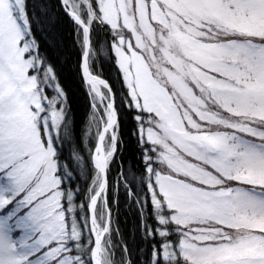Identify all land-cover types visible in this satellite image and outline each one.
I'll list each match as a JSON object with an SVG mask.
<instances>
[{
	"label": "snow or ice",
	"instance_id": "6c2138e0",
	"mask_svg": "<svg viewBox=\"0 0 264 264\" xmlns=\"http://www.w3.org/2000/svg\"><path fill=\"white\" fill-rule=\"evenodd\" d=\"M62 6L90 86L89 131L97 128L88 161L69 155L91 166L87 203L77 205L73 167L62 163L74 127L63 91L46 94L54 72L27 0H0V264H115L108 192L119 114L109 83L90 71L94 29L111 38L136 121L143 170L122 179L156 241L145 264H264V0Z\"/></svg>",
	"mask_w": 264,
	"mask_h": 264
},
{
	"label": "trees",
	"instance_id": "16d2710c",
	"mask_svg": "<svg viewBox=\"0 0 264 264\" xmlns=\"http://www.w3.org/2000/svg\"><path fill=\"white\" fill-rule=\"evenodd\" d=\"M27 8L33 19V33L39 43L40 54L53 69L54 80L64 93L65 107L69 110V119L74 127V140L71 145L64 146L65 159L62 163H70L73 167L74 187L80 190V198L77 200L79 206V203H87L86 192L90 182L87 172L91 166L85 164L82 171L81 166L76 165L74 158L69 160V155L71 151L76 150L77 154H82L85 161L90 159L89 154L87 159V154L83 152V127L91 108L87 87L81 74L82 49L75 31L76 25L65 13L59 0H27ZM110 44L111 38L104 31L93 30L92 48H95L96 56L91 57L89 66L90 69L93 66V71L108 81L116 94V108L119 114L121 143L116 154V163L112 164L109 176L108 204L114 215L111 240L114 254L117 258L124 256V264H127L129 253L134 264H145L156 241L145 238L139 206L133 202L136 197L131 198L125 191V181L122 179L123 174L129 169L134 170L139 176L143 170V163L141 148L136 136L133 135L136 121L132 118L133 113L129 112L122 102L121 97L126 89ZM133 187L135 191H141L138 181L133 182ZM144 215L147 216V212ZM125 245L128 248L127 253L123 251Z\"/></svg>",
	"mask_w": 264,
	"mask_h": 264
},
{
	"label": "rangeland",
	"instance_id": "374dc122",
	"mask_svg": "<svg viewBox=\"0 0 264 264\" xmlns=\"http://www.w3.org/2000/svg\"><path fill=\"white\" fill-rule=\"evenodd\" d=\"M71 2H73V0H70V3ZM92 51H93V55H92V58H94L95 56H96V50H95V48H92ZM114 53V52H113ZM90 67V66H89ZM93 66H91V70L93 71V68H92ZM93 72H95V73H97L96 71H93ZM58 87V85H57V83H56V81L53 79V81H52V85L49 87V88H47L46 89V94H47V96L49 97V98H52V97H54L55 95H56V92H55V89ZM59 88V87H58ZM90 88V87H89ZM60 89V88H59ZM47 90H49V92H47ZM61 90V89H60ZM101 90L103 91V92H107V90L106 89H103V87L101 86ZM91 99V101H92V98H90ZM91 113H92V109L89 111V114H88V116H87V119H86V123L84 124V127H83V129H84V132H83V144H84V146H83V152H85L87 155V159H88V154H89V152H90V147L91 146H94L93 145V143L95 144V142H96V132H97V128L96 127H91V130L89 131V119H90V117H91ZM87 133V135H85ZM92 140V141H91ZM94 141V142H93ZM91 186V179H90V182H89V186L88 187H90ZM142 195H143V193H142ZM132 198V197H131ZM136 199V198H135ZM135 199H134V201H135ZM133 201V202H134ZM100 205L102 206L103 205V200H101L100 202ZM135 203V202H134ZM80 204V203H79ZM136 204V203H135ZM137 205V204H136ZM108 206H109V204H108ZM110 207V206H109ZM111 209V208H110ZM111 211H112V209H111ZM81 215H83V213H81ZM113 216L114 215H112V212H111V224H112V220H114L113 219ZM177 239V237L174 235L173 237H172V239ZM120 255V254H119ZM123 257V260H124V256H122ZM122 257H119L118 256V258L116 257V255L114 254V260H115V264H120V262H121V258Z\"/></svg>",
	"mask_w": 264,
	"mask_h": 264
},
{
	"label": "bare ground",
	"instance_id": "6f19581e",
	"mask_svg": "<svg viewBox=\"0 0 264 264\" xmlns=\"http://www.w3.org/2000/svg\"><path fill=\"white\" fill-rule=\"evenodd\" d=\"M82 62V61H81ZM90 65V64H89ZM90 71H91V69H90ZM94 75H97L99 78H102V79H104L107 83H108V81L105 79V78H103L102 76H100L98 73H95V72H93V71H91ZM82 79H83V81H85V84H86V91H87V95H88V98L91 96L90 95V86L88 85V83L86 82V80H85V78L82 76Z\"/></svg>",
	"mask_w": 264,
	"mask_h": 264
},
{
	"label": "water",
	"instance_id": "95a60500",
	"mask_svg": "<svg viewBox=\"0 0 264 264\" xmlns=\"http://www.w3.org/2000/svg\"><path fill=\"white\" fill-rule=\"evenodd\" d=\"M60 1V4H61V6H62V0H59ZM62 8H63V6H62ZM69 16V15H68ZM70 17V16H69ZM82 75H83V73H82Z\"/></svg>",
	"mask_w": 264,
	"mask_h": 264
}]
</instances>
